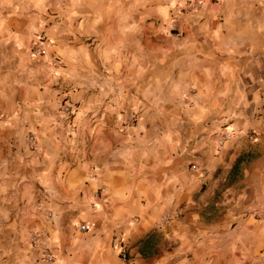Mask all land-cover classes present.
I'll return each instance as SVG.
<instances>
[{"label": "crops", "instance_id": "0c3cea01", "mask_svg": "<svg viewBox=\"0 0 264 264\" xmlns=\"http://www.w3.org/2000/svg\"><path fill=\"white\" fill-rule=\"evenodd\" d=\"M197 1L0 0V264H264V0Z\"/></svg>", "mask_w": 264, "mask_h": 264}, {"label": "built area", "instance_id": "2783aa9c", "mask_svg": "<svg viewBox=\"0 0 264 264\" xmlns=\"http://www.w3.org/2000/svg\"><path fill=\"white\" fill-rule=\"evenodd\" d=\"M185 5H191L193 7L198 8L199 2L197 0H185ZM44 42H45V37H43V36H39L38 38L35 39V43L33 46V55L34 56L39 57V56H45L46 55V47L44 46ZM54 62H55V64H59V61L57 59ZM63 113L65 114L67 120L70 119L71 115H72L71 107L65 106L63 108ZM28 138H29V142L31 143V145L33 147H35L36 143L34 140V133L30 132L28 135ZM231 138H232L231 133L221 134V136L219 137V139L217 141L218 149H220L224 145V143L229 141ZM248 139L253 141L255 139V137L252 133H249ZM191 168L195 169L196 167H195V165H192ZM255 216L259 220H264V211L259 213V214L257 213V215H255ZM171 220H172V216L170 215V213L164 214L162 216L161 222L158 224H155V227H159L161 225L169 224ZM88 229H89V227L85 226V225H79L76 227V230L80 231V232L87 231ZM120 257L122 260L127 259L126 250L124 248H122V250H121ZM41 260L42 261L40 264H55V260H54L53 256L48 254V253L43 254Z\"/></svg>", "mask_w": 264, "mask_h": 264}, {"label": "rangeland", "instance_id": "374dc122", "mask_svg": "<svg viewBox=\"0 0 264 264\" xmlns=\"http://www.w3.org/2000/svg\"><path fill=\"white\" fill-rule=\"evenodd\" d=\"M33 133V132H32Z\"/></svg>", "mask_w": 264, "mask_h": 264}]
</instances>
